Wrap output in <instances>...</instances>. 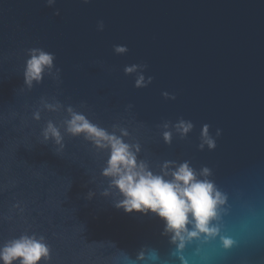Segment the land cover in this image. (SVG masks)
Listing matches in <instances>:
<instances>
[{
    "label": "water",
    "instance_id": "obj_1",
    "mask_svg": "<svg viewBox=\"0 0 264 264\" xmlns=\"http://www.w3.org/2000/svg\"><path fill=\"white\" fill-rule=\"evenodd\" d=\"M31 49L55 59L29 88ZM69 109L153 174L210 182L215 232L178 249L158 216L117 208L110 149L70 134ZM22 234L47 264H264V0H0V247Z\"/></svg>",
    "mask_w": 264,
    "mask_h": 264
},
{
    "label": "clouds",
    "instance_id": "obj_2",
    "mask_svg": "<svg viewBox=\"0 0 264 264\" xmlns=\"http://www.w3.org/2000/svg\"><path fill=\"white\" fill-rule=\"evenodd\" d=\"M88 3L89 0H83ZM55 0H48V4ZM103 30V22L99 23ZM117 53L127 51L126 46H115ZM30 56L24 68V83L32 86L33 81L39 83L43 79L46 68L53 66L54 54L41 49H31ZM135 70V66L126 67V73ZM137 87L144 86V77L136 81ZM67 124V131L72 135L84 134L98 146H107L110 149L104 175L111 177V184L123 199L116 205L125 212L153 213L165 224V230L173 234V242L179 241L178 249H183L187 238L196 237L198 234L210 235L215 229L210 227L211 221L217 215V205L222 203L219 193L214 192L213 185L207 181L197 180L195 173L187 163L179 165L172 172V179H165L162 175L153 174L143 163L138 164L135 153L131 147L120 137L107 133L104 129L92 124L83 114L71 112ZM38 118V115L37 117ZM180 127L187 133L192 125L181 121ZM126 134V133H125ZM202 134L210 148L215 147V142L207 137V125ZM43 135L45 139L54 138L60 143L62 137L55 125L49 122ZM164 138L170 140V133L165 132ZM207 173L208 170L204 169ZM191 216V221L189 217ZM194 230L188 231V224L193 222ZM232 242L225 240V246ZM50 259V248L44 236L35 234H22L13 238L0 247V264H40ZM139 259H144L141 253ZM149 259H157L154 253L149 254Z\"/></svg>",
    "mask_w": 264,
    "mask_h": 264
}]
</instances>
